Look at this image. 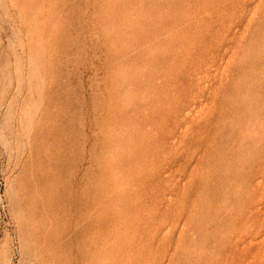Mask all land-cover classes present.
Segmentation results:
<instances>
[{
  "label": "rangeland",
  "instance_id": "1",
  "mask_svg": "<svg viewBox=\"0 0 264 264\" xmlns=\"http://www.w3.org/2000/svg\"><path fill=\"white\" fill-rule=\"evenodd\" d=\"M0 264H264V0H0Z\"/></svg>",
  "mask_w": 264,
  "mask_h": 264
}]
</instances>
